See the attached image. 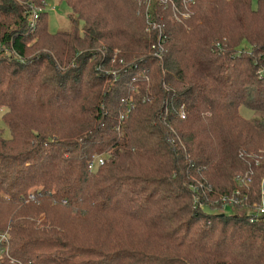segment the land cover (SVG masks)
<instances>
[{
	"label": "trees",
	"instance_id": "1",
	"mask_svg": "<svg viewBox=\"0 0 264 264\" xmlns=\"http://www.w3.org/2000/svg\"><path fill=\"white\" fill-rule=\"evenodd\" d=\"M59 1L0 0V264H264V0Z\"/></svg>",
	"mask_w": 264,
	"mask_h": 264
},
{
	"label": "rangeland",
	"instance_id": "2",
	"mask_svg": "<svg viewBox=\"0 0 264 264\" xmlns=\"http://www.w3.org/2000/svg\"><path fill=\"white\" fill-rule=\"evenodd\" d=\"M142 1L145 3V5H144L145 11H146V9L148 10V5H149L148 1L149 0H139L140 3ZM118 5H119L120 9H122V11H124L125 18L129 14H130V16H132V13L136 12V9H138L136 7L135 10H134V7H132V5H130V3L127 4L126 0H121V1L119 0V3H117V6ZM133 6H134V3H133ZM43 9L45 11H47L46 25H47V29L50 32H54V31H56V30H58L60 28L68 27L69 22H68L67 14L70 11V9L63 1H59V0H44ZM111 10H113V8H110V12H111ZM174 12L176 13V9H175ZM181 15L185 16L186 15V11L181 12ZM121 17H123V16H121ZM178 18H179V16H178ZM122 22H123V19H122ZM222 36L225 37V34L222 35ZM241 44H242V46H246L244 41H242ZM1 111H2V109H0V128H2L3 136L7 137L9 135V131H8L6 125L4 124L3 120L1 119ZM239 112L244 117H248L252 113L251 110H249L248 108H244V107H241ZM223 210L228 213V212L232 211V208L229 205H226V206L223 207Z\"/></svg>",
	"mask_w": 264,
	"mask_h": 264
},
{
	"label": "built area",
	"instance_id": "3",
	"mask_svg": "<svg viewBox=\"0 0 264 264\" xmlns=\"http://www.w3.org/2000/svg\"><path fill=\"white\" fill-rule=\"evenodd\" d=\"M52 8V7H51ZM43 9V5L41 6H32L30 15L28 16V25L29 27H33L35 24V20L39 14V12ZM102 158L100 156H96L93 160L88 163V167L91 168L92 166L96 165L97 163H101ZM223 198V197H222ZM233 197H229L228 201H231ZM259 212H264V204L261 201L257 206ZM6 243V235L5 233H0V252L6 250L4 245Z\"/></svg>",
	"mask_w": 264,
	"mask_h": 264
}]
</instances>
